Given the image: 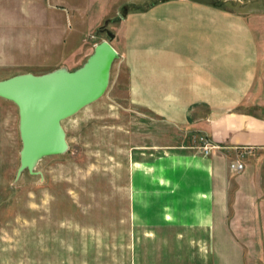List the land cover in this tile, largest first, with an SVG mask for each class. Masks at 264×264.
<instances>
[{
  "label": "rangeland",
  "instance_id": "374dc122",
  "mask_svg": "<svg viewBox=\"0 0 264 264\" xmlns=\"http://www.w3.org/2000/svg\"><path fill=\"white\" fill-rule=\"evenodd\" d=\"M159 1L0 0V78L74 69L103 39L120 53L130 14ZM194 1L264 14V0ZM119 53L104 94L62 121L69 149L40 160L42 178L15 179L18 112L0 97V264H264V151L222 153L243 176H172L175 157L218 146L132 102Z\"/></svg>",
  "mask_w": 264,
  "mask_h": 264
},
{
  "label": "crops",
  "instance_id": "0c3cea01",
  "mask_svg": "<svg viewBox=\"0 0 264 264\" xmlns=\"http://www.w3.org/2000/svg\"><path fill=\"white\" fill-rule=\"evenodd\" d=\"M119 54L132 102L218 146L198 159L175 157L172 176H230L222 153L264 151V14L160 0L130 14Z\"/></svg>",
  "mask_w": 264,
  "mask_h": 264
},
{
  "label": "water",
  "instance_id": "95a60500",
  "mask_svg": "<svg viewBox=\"0 0 264 264\" xmlns=\"http://www.w3.org/2000/svg\"><path fill=\"white\" fill-rule=\"evenodd\" d=\"M117 56L114 46L103 39L74 69L60 65L42 73L26 71L0 78V97L12 101L18 112L21 146L15 179L25 170L42 178L37 169L40 160L69 149L62 121L104 94Z\"/></svg>",
  "mask_w": 264,
  "mask_h": 264
},
{
  "label": "built area",
  "instance_id": "2783aa9c",
  "mask_svg": "<svg viewBox=\"0 0 264 264\" xmlns=\"http://www.w3.org/2000/svg\"><path fill=\"white\" fill-rule=\"evenodd\" d=\"M203 138H204L203 150L205 152H209V150L212 147H214V145L210 142V140L207 137H203ZM229 169L234 170L235 172H240L244 169V163L240 160L229 162Z\"/></svg>",
  "mask_w": 264,
  "mask_h": 264
}]
</instances>
